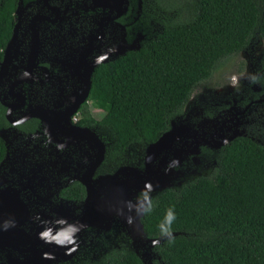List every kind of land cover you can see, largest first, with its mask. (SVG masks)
I'll return each mask as SVG.
<instances>
[{
  "label": "trees",
  "instance_id": "obj_1",
  "mask_svg": "<svg viewBox=\"0 0 264 264\" xmlns=\"http://www.w3.org/2000/svg\"><path fill=\"white\" fill-rule=\"evenodd\" d=\"M15 5L0 0V57ZM155 7L156 31L146 29L138 49L97 65L91 75L90 105L98 111L94 123L105 143L107 172L141 168L144 147L183 115L193 90L217 86L211 77L222 62L255 41L263 53L250 81L264 83V0H155ZM258 97L247 88L239 103L251 102L243 133L216 148L200 145L207 169L182 173L178 184L147 198L140 217L144 236L163 237L151 247V264H264V100L254 101ZM223 107H199L191 120L214 117ZM3 153L0 140V159ZM169 210L175 217L170 224ZM75 256L73 264H143L117 226L90 234Z\"/></svg>",
  "mask_w": 264,
  "mask_h": 264
},
{
  "label": "flooded vegetation",
  "instance_id": "obj_2",
  "mask_svg": "<svg viewBox=\"0 0 264 264\" xmlns=\"http://www.w3.org/2000/svg\"><path fill=\"white\" fill-rule=\"evenodd\" d=\"M155 8V0H16L0 57V225L28 234L46 224L58 230L81 215L86 190L80 180L97 185L110 173L102 164L105 143L94 123L98 111L90 105L92 72L138 49L146 29L156 31ZM247 88L258 94L254 101L264 100V83ZM243 97L212 105L224 106L215 116L222 114L233 128L239 124L242 132L251 103L240 107ZM88 132L103 144L91 172L97 148ZM113 226L124 231L114 216L104 231L86 227L72 233L74 253L90 234H104ZM5 254L0 251L1 260Z\"/></svg>",
  "mask_w": 264,
  "mask_h": 264
},
{
  "label": "water",
  "instance_id": "obj_3",
  "mask_svg": "<svg viewBox=\"0 0 264 264\" xmlns=\"http://www.w3.org/2000/svg\"><path fill=\"white\" fill-rule=\"evenodd\" d=\"M189 133L191 131L187 126L172 120L168 130L145 146L141 168L132 165L118 166L100 178L102 185L100 183L96 185V182H91L88 178L81 179L86 190L84 210L69 225L60 226L56 230V226L46 224L28 234L23 233L22 229L21 231L15 228L9 229L11 226L9 224L0 225V251L6 253L5 260L0 258V264H53V262L67 259L74 253L76 246L72 243V233L86 227L95 231H104L109 227L114 216L119 218L125 229L131 227L134 233L131 234L130 230L127 233L132 243L136 242L140 236L151 241L153 245L159 243L163 237L146 238L142 231L140 217L147 198L158 190L172 186L174 178L172 172H178L175 167L180 165L184 154H197L198 146L203 144L216 148L235 136V134L224 136L220 134L219 139L213 144L211 138L215 134L209 137L203 134H191L188 146H185L186 142H183L181 146L174 147L172 160L166 159L170 144L180 141ZM87 134L97 148V157L90 166L91 172L102 157L103 144L95 134L90 132ZM166 179L169 181H165ZM6 215L8 214H4V218L7 217ZM7 220L10 222V218ZM14 251H20L23 254L12 255Z\"/></svg>",
  "mask_w": 264,
  "mask_h": 264
},
{
  "label": "rangeland",
  "instance_id": "obj_4",
  "mask_svg": "<svg viewBox=\"0 0 264 264\" xmlns=\"http://www.w3.org/2000/svg\"><path fill=\"white\" fill-rule=\"evenodd\" d=\"M262 53L263 45L260 41H255L247 50L239 52L238 54L222 62V64L212 74L211 77L212 81L218 83L217 86H215L213 89H203L201 87H197L193 90L190 99L186 104L183 115L175 120L176 122L182 123L187 126L190 129L191 133L184 135V137L180 141H175L170 144L169 149L166 153V159H168L169 161L172 160V149L174 147H178L179 145L181 146L183 142H186L185 146H188L191 134H203L207 137L215 134L213 138H211L212 143L215 144V141L219 139L220 134L224 136L225 134L229 135L242 132L241 126H239V124H235L234 128L232 127V124L228 125L227 123L225 125L224 121H222L225 116L223 117L222 114H218L217 116L211 118L202 117L196 120L191 119L192 117H196L199 114V107L207 109L212 106L214 102H219L222 99L229 100L230 97L240 99V97H243L246 92L247 85L252 84L251 81L248 82L247 79L251 80L253 72L257 67V61ZM241 62H243V67L241 66V71L237 72V67ZM199 148L200 145L198 146V151ZM193 155H195L196 157ZM207 164L209 165V162L204 157H201L198 153L184 154L182 156L180 165L175 167H178V172H172V175L174 177L172 179V185L178 184L181 181L180 178L183 176V174H185V177H188L194 174L201 173L202 170L206 168ZM182 166L183 169H181ZM165 181L169 180L166 179ZM128 230H130L131 234H133L134 232L132 231L130 226L127 229L124 228V232L129 239L130 246L139 253L143 264H149L151 262L150 260L154 256L151 251V247L153 246L152 242L147 241L145 240V238L140 236V238L136 242L132 243L129 234L127 233ZM75 254L76 252L67 259L53 262V264H73L76 257Z\"/></svg>",
  "mask_w": 264,
  "mask_h": 264
},
{
  "label": "clouds",
  "instance_id": "obj_5",
  "mask_svg": "<svg viewBox=\"0 0 264 264\" xmlns=\"http://www.w3.org/2000/svg\"><path fill=\"white\" fill-rule=\"evenodd\" d=\"M174 214L171 210H169V212L167 213L166 216V221L170 224L172 220H174Z\"/></svg>",
  "mask_w": 264,
  "mask_h": 264
}]
</instances>
